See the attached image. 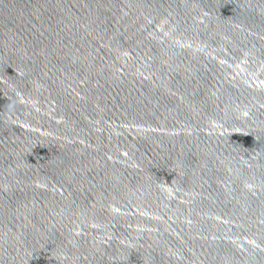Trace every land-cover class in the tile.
<instances>
[{"label": "water", "instance_id": "obj_1", "mask_svg": "<svg viewBox=\"0 0 264 264\" xmlns=\"http://www.w3.org/2000/svg\"><path fill=\"white\" fill-rule=\"evenodd\" d=\"M0 264H264V0H0Z\"/></svg>", "mask_w": 264, "mask_h": 264}]
</instances>
